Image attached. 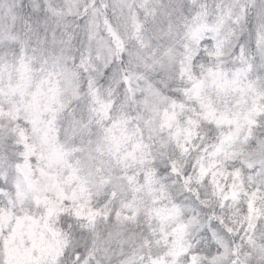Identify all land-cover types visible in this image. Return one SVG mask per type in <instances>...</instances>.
<instances>
[{"label": "clouds", "instance_id": "9594fccd", "mask_svg": "<svg viewBox=\"0 0 264 264\" xmlns=\"http://www.w3.org/2000/svg\"><path fill=\"white\" fill-rule=\"evenodd\" d=\"M0 108L17 116L0 119V131L26 136H0V233L23 221L24 246L35 229L61 253L57 264H191L172 254L180 246L199 264H264V200L253 230L243 194L221 207L196 179L200 165L225 180L264 170V0H0ZM165 112L176 113L171 128L161 127ZM61 190L68 210L49 218L37 197L59 202ZM172 203L182 216L152 211ZM81 205L101 214L77 217ZM213 214L233 231L200 235Z\"/></svg>", "mask_w": 264, "mask_h": 264}, {"label": "snow or ice", "instance_id": "6c2138e0", "mask_svg": "<svg viewBox=\"0 0 264 264\" xmlns=\"http://www.w3.org/2000/svg\"><path fill=\"white\" fill-rule=\"evenodd\" d=\"M120 50L122 51V46H120ZM120 52H117V55H119ZM25 71H29V67L27 65L24 66ZM109 72H111V69H109ZM195 79V77H192ZM127 79V78H126ZM201 81H197L194 85L195 89H199L201 85ZM121 87H125L124 84H121ZM129 91H131V88L129 87ZM198 95V92H197ZM175 107V104L173 105ZM4 116H7L11 119H17V116L14 115L12 111L5 112L3 108H0V119H2ZM176 113L175 112H165L163 119H162V125L161 127L167 126L169 128L172 127L173 121L176 120ZM259 120H264V115L259 116ZM223 121L217 120V123H222ZM230 122V121H229ZM258 119L253 118L251 114L248 117V124L250 126H258ZM7 131H15L19 138L26 139L24 129H12V130H3L0 131V136L6 135ZM111 131V129H109ZM251 134V132L249 133ZM178 135V132H177ZM27 148L31 149V145H26ZM137 147H141L140 145H137ZM30 152L25 153V157H29ZM31 166V160L26 159L23 167L24 168H30ZM17 168H20L21 165L17 164ZM249 167H252L249 165ZM172 171H175L173 168ZM160 175L164 176V174L169 172L168 168H161L159 170ZM224 176V173H217L215 171H212L210 168L204 167L203 165L199 166V175L197 176V182H205L210 183L213 188V195L220 201L221 207H223L226 203L231 201H238L241 194H243L247 198V208H248V225L247 227L250 229H255L256 224L253 223V221H259L260 219V209L258 208V202L264 200V170L261 172H257L255 176L248 175L246 178L241 170L237 169L234 172H231L229 174L230 179L225 180L222 177ZM185 184L191 183V177L185 173ZM134 177L129 176L128 180L132 181ZM145 183L149 186L157 183L155 180L153 174L151 172H146L144 176ZM3 182H0V188H2ZM152 191H156V189H151ZM160 192L164 191L163 185L159 188ZM188 191L191 192V188H188ZM58 195L61 197V201H54L49 199L47 196L43 197H37V204H43L46 206V211L48 217H52L54 215L60 216L63 215L68 209L66 207H61L60 203H62L63 199H68V197H65L63 194V191L61 190ZM162 197H156L154 202H158ZM194 199H199V193H196L194 196ZM206 203V202H205ZM85 207V205H81L80 209H77L75 214L77 217L86 215L87 218L90 221H95V218L99 216L101 213L98 209L90 208L87 213H84L82 209ZM152 211L160 217L162 220H166L169 217L172 216H182V209L178 204L172 203L170 205H160L158 207H155L152 209ZM117 218H119V213L117 214ZM125 220H131L134 219V217L129 216L127 214L124 215ZM197 217L193 216L192 219L188 222H184L181 220L176 228L173 230V235H175L178 239H181L186 231L190 228L193 221H196ZM221 225H224L226 228V231L228 233H231L233 231L232 227L225 225L224 217L222 216H215L213 214L212 217L209 218L208 222L206 224H201L200 227L202 229L200 235H207L210 238H215L217 229H221ZM24 224L23 221H20L17 223L15 229L11 232V234L5 235L3 233H0V245L3 246V248L7 252V264H57V258L59 255H61L60 252H57L55 255H52L49 253L44 246L42 245V242L38 238V234L35 231V229H32L29 231L28 235L32 241L31 246H24L23 238H24ZM223 230V229H221ZM20 240V243L17 244L16 241ZM163 239L165 242L168 241V234L164 233ZM217 245L213 244L212 248L215 249ZM83 249L77 250L76 260L80 261L84 259V256L82 255ZM174 255H185V258L187 259L190 255L191 264H199V252H191L189 253L188 248H184L183 246H180L178 251H175L172 253ZM218 255V254H217ZM46 256H51V261L49 262L47 259H45ZM212 257L211 255H205L204 260H210ZM149 264H168V262L162 258H151L149 261ZM173 264H176L174 261ZM236 264H239V261H236Z\"/></svg>", "mask_w": 264, "mask_h": 264}]
</instances>
